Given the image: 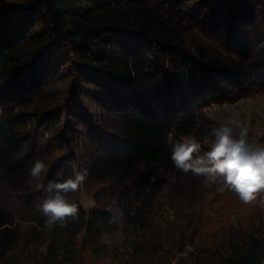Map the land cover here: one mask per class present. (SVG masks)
Returning <instances> with one entry per match:
<instances>
[{"label":"trees","instance_id":"1","mask_svg":"<svg viewBox=\"0 0 264 264\" xmlns=\"http://www.w3.org/2000/svg\"><path fill=\"white\" fill-rule=\"evenodd\" d=\"M257 96L264 0H0V264H264V192L171 160L182 138L206 150L210 109ZM83 169L78 219L45 227L48 182Z\"/></svg>","mask_w":264,"mask_h":264},{"label":"clouds","instance_id":"2","mask_svg":"<svg viewBox=\"0 0 264 264\" xmlns=\"http://www.w3.org/2000/svg\"><path fill=\"white\" fill-rule=\"evenodd\" d=\"M202 143L194 137L182 138L171 145V160L180 172L191 173L203 178V187L222 181V193L225 188L235 192L245 204L257 200V194L264 192V145L249 140V129L238 115L226 117L219 127L213 128L206 150ZM49 171L48 165L41 159L33 161L29 169L32 178L29 183L37 181V190L45 186L39 182L42 174ZM88 170L75 171L74 177L61 181H49L47 192L55 191L54 195L44 199L37 209L43 214L45 227L53 228L59 224L67 225L69 219H78V206L67 199L69 193L79 190L85 182ZM264 202V200H261ZM112 211V209H109ZM121 217L123 212H120ZM115 216L110 217L109 223H116ZM119 228H123L121 222ZM124 233L118 230L110 237L105 233L102 241L111 244L115 240L123 242Z\"/></svg>","mask_w":264,"mask_h":264},{"label":"rangeland","instance_id":"3","mask_svg":"<svg viewBox=\"0 0 264 264\" xmlns=\"http://www.w3.org/2000/svg\"><path fill=\"white\" fill-rule=\"evenodd\" d=\"M210 113L222 121L228 116L238 115L248 129H254V127L264 128V96L241 100L233 105L213 108L210 109ZM82 204L85 208L94 206L92 198L87 195H83Z\"/></svg>","mask_w":264,"mask_h":264}]
</instances>
